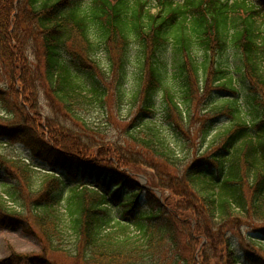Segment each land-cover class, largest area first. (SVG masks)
I'll return each instance as SVG.
<instances>
[{"label":"trees","instance_id":"obj_1","mask_svg":"<svg viewBox=\"0 0 264 264\" xmlns=\"http://www.w3.org/2000/svg\"><path fill=\"white\" fill-rule=\"evenodd\" d=\"M127 100L115 135L83 115ZM200 103L212 113L189 134ZM0 139L47 163L0 151V224L43 251L264 264V0H0ZM138 164L168 197L139 185Z\"/></svg>","mask_w":264,"mask_h":264},{"label":"rangeland","instance_id":"obj_2","mask_svg":"<svg viewBox=\"0 0 264 264\" xmlns=\"http://www.w3.org/2000/svg\"><path fill=\"white\" fill-rule=\"evenodd\" d=\"M228 56L230 57L228 60L232 61L233 59L230 53L228 54ZM240 100L241 102H243L241 97ZM42 103V106L44 107L43 112L47 113L49 111L48 106L45 105L44 101H42ZM136 109V105L134 106L133 104H131V102L129 103V100H127L122 104L120 110H117L114 107V115H111L110 110L107 112L108 117H106L105 111L99 107H93L83 115L88 119L89 122L95 124L93 125L95 129L94 131L115 135L118 131H120L117 127L119 125L122 126V124L129 121L128 119L133 115ZM209 110V107H203L202 103H200L199 108L194 109V118L187 119L184 122V127L186 130H189V134H197V129L203 123L204 116L208 112L212 113V111ZM155 119L157 121H159L160 119L164 126H167V121L161 120L160 116ZM40 124L42 127H44V119L41 118ZM227 124H229L228 116L219 118L209 129V137L212 134H215L217 131L223 129ZM179 139L180 142H177L178 146H176L175 148H177V150L182 154H185L186 150L183 147L184 143L181 141V136L179 137ZM195 142L196 144H198V138H196ZM0 143L2 145L5 144L4 139H0ZM0 151L3 153H11L17 156H21L29 161L32 160L35 165H47V163L43 159L32 158L30 151L20 143L5 144L4 146H2ZM127 170H130V172L134 174V176L142 185L152 189L162 200L168 197V190H163L157 187L159 178L157 174L160 173V171L157 172L146 164H138L131 169L128 168ZM0 191H2L1 187ZM251 228L252 227H246L243 232L248 231L251 232V234L256 235L255 232L250 231ZM43 247L44 243L39 235L37 237L33 233L24 232L23 229L19 226L0 224V264H48L40 261L39 259L38 261L33 260V257L40 253H42V256H44V252H46V255L48 256L49 260H51L52 264H74L73 260L65 253L56 252L49 246H47L43 251Z\"/></svg>","mask_w":264,"mask_h":264}]
</instances>
